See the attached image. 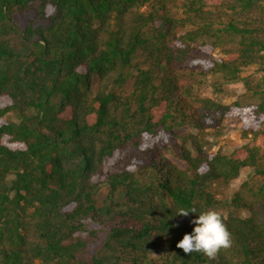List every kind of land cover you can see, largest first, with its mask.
Instances as JSON below:
<instances>
[{
  "label": "trees",
  "instance_id": "obj_1",
  "mask_svg": "<svg viewBox=\"0 0 264 264\" xmlns=\"http://www.w3.org/2000/svg\"><path fill=\"white\" fill-rule=\"evenodd\" d=\"M0 264H264V0H0Z\"/></svg>",
  "mask_w": 264,
  "mask_h": 264
},
{
  "label": "clouds",
  "instance_id": "obj_2",
  "mask_svg": "<svg viewBox=\"0 0 264 264\" xmlns=\"http://www.w3.org/2000/svg\"><path fill=\"white\" fill-rule=\"evenodd\" d=\"M197 210H180L177 214L188 216ZM195 225L190 234H185L178 242L177 247L185 254L203 253L209 258H214L221 248L231 245L230 234L227 231L218 212L205 211L198 214V218L191 221Z\"/></svg>",
  "mask_w": 264,
  "mask_h": 264
},
{
  "label": "rangeland",
  "instance_id": "obj_3",
  "mask_svg": "<svg viewBox=\"0 0 264 264\" xmlns=\"http://www.w3.org/2000/svg\"><path fill=\"white\" fill-rule=\"evenodd\" d=\"M16 43H21V38H17ZM227 91L225 96H220L218 99L226 104H231L234 101L241 99V97L245 94V90L241 84H234L227 86ZM205 96H213L212 90L210 87L204 92ZM8 119L19 122L18 116L15 113L9 114ZM245 120L240 118H229L225 121V129L224 133L218 137L213 139L216 142V146L213 147V152L221 151L225 154H230L233 150L242 147L247 142L244 141L241 137V128L243 126ZM260 142V141H259ZM169 158H172L170 154ZM252 175V171L250 169H244L241 172L240 177L231 183L229 186H221L219 187V192L225 195L233 194L235 189H237L243 182L248 180ZM247 214L244 213V216Z\"/></svg>",
  "mask_w": 264,
  "mask_h": 264
}]
</instances>
